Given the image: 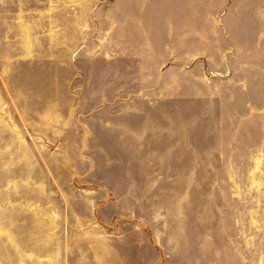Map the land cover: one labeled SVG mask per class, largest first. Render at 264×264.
<instances>
[{"label":"rangeland","instance_id":"374dc122","mask_svg":"<svg viewBox=\"0 0 264 264\" xmlns=\"http://www.w3.org/2000/svg\"><path fill=\"white\" fill-rule=\"evenodd\" d=\"M107 26L220 72L149 115ZM0 264H264V0H0Z\"/></svg>","mask_w":264,"mask_h":264},{"label":"crops","instance_id":"0c3cea01","mask_svg":"<svg viewBox=\"0 0 264 264\" xmlns=\"http://www.w3.org/2000/svg\"><path fill=\"white\" fill-rule=\"evenodd\" d=\"M109 23V20H108ZM201 27V26H200ZM195 31L188 35V41L183 43L181 41L177 45L169 44L164 47H153L154 40L151 33V47H109L111 42L108 38L105 40L102 37L109 36L113 31L120 29H114L113 26L100 29V54L108 57V52H142L143 58L137 57L138 61H141L139 66L145 65V68L141 71H133L132 77L143 75L144 82L147 81L148 93L147 100L149 106V115H151V102L156 99L166 101L168 99L167 89L176 84L177 77L189 76L190 78L197 79L203 78L205 72L212 74H219V60L221 58L219 47H204L203 46V30L195 28ZM134 32L139 34L138 28H135ZM120 54H117L118 57ZM233 58V57H232ZM224 67L227 68V64L231 61L230 57L223 58ZM207 69V70H206ZM134 83V79L132 81ZM157 84L158 87H154ZM134 95V94H133ZM117 98V96L115 97ZM139 97L133 96L132 99H138ZM151 136V129L149 131Z\"/></svg>","mask_w":264,"mask_h":264}]
</instances>
